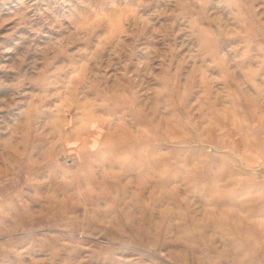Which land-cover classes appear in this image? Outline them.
I'll return each instance as SVG.
<instances>
[{
    "label": "rangeland",
    "instance_id": "374dc122",
    "mask_svg": "<svg viewBox=\"0 0 264 264\" xmlns=\"http://www.w3.org/2000/svg\"><path fill=\"white\" fill-rule=\"evenodd\" d=\"M0 264H264V0H0Z\"/></svg>",
    "mask_w": 264,
    "mask_h": 264
}]
</instances>
